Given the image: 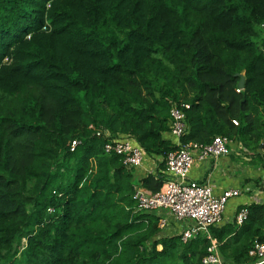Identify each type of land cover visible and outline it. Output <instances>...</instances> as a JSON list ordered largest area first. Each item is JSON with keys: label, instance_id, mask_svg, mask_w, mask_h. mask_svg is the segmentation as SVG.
<instances>
[{"label": "trees", "instance_id": "trees-1", "mask_svg": "<svg viewBox=\"0 0 264 264\" xmlns=\"http://www.w3.org/2000/svg\"><path fill=\"white\" fill-rule=\"evenodd\" d=\"M180 103L182 143L264 160V0H0V264H204L206 234L168 235L133 199L169 177ZM121 135L156 174L105 151ZM246 206L209 228L226 264L264 244V203Z\"/></svg>", "mask_w": 264, "mask_h": 264}, {"label": "built area", "instance_id": "built-area-1", "mask_svg": "<svg viewBox=\"0 0 264 264\" xmlns=\"http://www.w3.org/2000/svg\"><path fill=\"white\" fill-rule=\"evenodd\" d=\"M189 108V104L180 103L173 104L170 110L171 134L177 149L169 152L165 158L168 179L157 193L137 187L133 199L143 210H169L177 221H191V224L179 233L182 241L187 242L198 233L203 232L211 240V246L203 263L226 264L218 251L216 240L209 233V228L222 222L229 200L240 195L241 190L228 189L222 194L216 195L210 183L204 184L191 180L189 174L196 159H212L228 154L232 140L226 136H217L210 144L182 143V138L188 132L186 111ZM233 122L238 124L236 120ZM105 134L110 136L108 132ZM97 135L100 136L101 132H98ZM79 144V140L72 141L71 150H74ZM104 149L107 153H116L122 156L124 164L128 167L139 169L144 166L146 155L129 135L110 139ZM261 153L264 157V150ZM262 188H264V182L261 184ZM248 212L247 206L241 207L234 217V222L241 225L246 220ZM165 222L166 220L162 218L161 227L165 225ZM249 255L257 258L254 264H263L264 244L255 242Z\"/></svg>", "mask_w": 264, "mask_h": 264}, {"label": "crops", "instance_id": "crops-1", "mask_svg": "<svg viewBox=\"0 0 264 264\" xmlns=\"http://www.w3.org/2000/svg\"><path fill=\"white\" fill-rule=\"evenodd\" d=\"M166 136L173 137L171 133ZM135 170L139 177H143L147 174H156L158 165L157 162L146 157L144 166ZM189 179L204 184L210 183L216 195L228 189L241 190L240 195L229 200L223 214L221 222L223 224L234 223V217L241 207L253 203H264V188L261 189V184L264 182V160L260 156L256 158L254 152H248L237 140H232L230 151L226 155L205 160L196 159ZM154 212L161 216V220L162 218L166 220L163 227L161 223L159 226L162 232L168 235L179 234L191 224L189 220L177 221L169 210L162 209Z\"/></svg>", "mask_w": 264, "mask_h": 264}, {"label": "water", "instance_id": "water-1", "mask_svg": "<svg viewBox=\"0 0 264 264\" xmlns=\"http://www.w3.org/2000/svg\"><path fill=\"white\" fill-rule=\"evenodd\" d=\"M244 85H245V76L241 75V79H240V82H239V88L243 89ZM261 147H262V145H261Z\"/></svg>", "mask_w": 264, "mask_h": 264}]
</instances>
